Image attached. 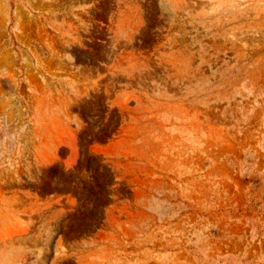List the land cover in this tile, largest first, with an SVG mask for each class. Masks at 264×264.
Masks as SVG:
<instances>
[{
	"label": "rangeland",
	"instance_id": "obj_1",
	"mask_svg": "<svg viewBox=\"0 0 264 264\" xmlns=\"http://www.w3.org/2000/svg\"><path fill=\"white\" fill-rule=\"evenodd\" d=\"M0 264H264V0H0Z\"/></svg>",
	"mask_w": 264,
	"mask_h": 264
}]
</instances>
